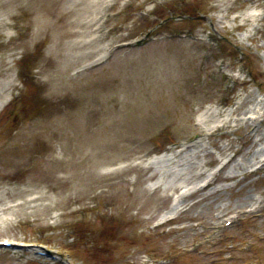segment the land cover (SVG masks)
Wrapping results in <instances>:
<instances>
[{"label": "rangeland", "instance_id": "rangeland-1", "mask_svg": "<svg viewBox=\"0 0 264 264\" xmlns=\"http://www.w3.org/2000/svg\"><path fill=\"white\" fill-rule=\"evenodd\" d=\"M61 1L63 8L67 0ZM45 2L51 6L50 0H0V103L6 102L0 106V206L45 194L35 210L0 212V243H15L0 245V264H264V165L225 179L233 166L220 169L210 144L231 141L232 161L250 158L252 127L231 125L210 140L196 127L205 110L228 111L248 94L253 100L239 116L248 121L264 113V0H231L223 21L219 0L113 1L99 16L100 29L84 34L96 38L94 51L66 73L55 56V22L43 25ZM246 12L263 16L255 41L243 38L249 27H241L240 15ZM119 41L132 46L116 50ZM162 54L164 62L154 59ZM25 66L32 93L19 80ZM200 138L211 155L196 161L207 163L209 176L218 171L217 178L186 205L212 195L161 223L174 198L143 189L153 183L150 171L124 168ZM98 152L126 159L99 166L112 175L78 196L76 180H62L90 173ZM246 197L260 205L245 206Z\"/></svg>", "mask_w": 264, "mask_h": 264}, {"label": "bare ground", "instance_id": "bare-ground-1", "mask_svg": "<svg viewBox=\"0 0 264 264\" xmlns=\"http://www.w3.org/2000/svg\"><path fill=\"white\" fill-rule=\"evenodd\" d=\"M113 1L116 2L117 0H67L64 2L65 6L63 8L61 0H50L51 6L49 2L43 4L41 11L39 10L41 17L45 18L43 25L46 28L51 20H54L55 22V24L51 26L56 32L55 34L52 32L55 38V56L57 57L58 55V57L64 61L63 69L65 73L73 67L77 58L90 57V54L94 50L89 49L96 41V38L93 39L91 37L90 39H84V34L89 30H92V28L94 32L100 29L101 24L99 16L100 14H105L108 8L112 6ZM217 5L219 6V12L221 13L218 16V20L223 21L225 18V12L233 9L232 2L231 0H219ZM36 11H38V9ZM73 16L74 18H71ZM240 17L242 19L241 27H249L248 33L244 35L243 38L255 41V35L260 31L258 23L263 20L262 14L260 12H246L241 14ZM78 33L80 34L79 39L70 40L73 36L76 37ZM64 40L68 41L62 43ZM179 43L180 41L175 42V46L179 45ZM131 44L132 43L125 42L120 43L119 41L115 46V49L126 50L132 46ZM180 45L182 46V44ZM154 46L155 45H152V47ZM80 51L81 53H78ZM185 52H187V50H185ZM154 57V59L161 62H164V60L167 59L163 54ZM3 88L4 85L0 84V96L2 95ZM5 99H7V97ZM252 100V95L248 94L240 97L235 103V106L228 111H223L219 108L207 109L201 114L196 122V127L200 128L197 133L198 136L202 138L205 137L209 140L214 137L217 131L223 128H228L231 125L236 128L243 124H245L246 127H252L248 137L252 140L253 147H251V151L245 153L246 155L248 154L250 158L241 159L240 161H232V157L228 156L229 152L233 150V143L231 141H227V143L221 145L216 144L214 141H210V144L218 150L219 154L217 155L218 157L215 158V161L221 164L220 169L226 168V166H233L232 171L224 177L225 179L236 177L239 170H241L242 174H245V170L253 165H264V148L260 147L263 151L255 149L257 144L264 145V133L259 132V126L261 122L264 121V113H259V119L252 117L255 116V113L250 114L247 118L248 121H245L244 117L239 116V109ZM260 102L264 105V100ZM4 103H6L5 100H2L0 106ZM256 109L257 106L254 105L248 107V111L254 110L255 112ZM155 112L156 111H153L155 116L154 120L156 125H159L162 123L160 115H156ZM222 137L226 138L227 134H223ZM202 138L191 144L175 145L171 153L153 158L146 162L145 165L127 164L124 168V171L134 170L135 172L142 171L143 173L150 171L151 174L148 175V180H153V183L143 189L151 195H154L155 192H159L160 197L174 198V203H172L168 210L161 215V223L170 219L173 215L185 211L186 208H193L195 205L201 203V200L212 195L205 194L200 200H196L194 204L186 205L188 198L193 193L210 187L217 178L218 171L209 176L204 170V166L207 163H198L196 161L200 155H203L204 157L211 155L204 146V141H201ZM114 147H116V144L111 148ZM200 152H203V154H200ZM94 156L95 160L91 162L93 170L90 173L86 171H75L70 173L65 180H62L65 184L70 183L68 179L76 180L78 196L84 195L88 191H92L96 187L101 186L102 182L112 175L111 172L101 173L98 171L99 166H112L118 161L126 159L124 156H108L103 155L101 152L94 154ZM199 181L203 183L199 184ZM58 193L63 194L64 191H59ZM43 197H45V194L41 193L31 198H26L23 202L0 206V212L10 214V216H17L21 212L24 213L27 208H39L37 202ZM153 201L157 202L156 199ZM241 201L245 206L249 205L248 203H252V206H259V202H261L259 198H252L250 201L249 197L243 198ZM211 203L212 202H208L204 205L210 213H212L213 210ZM223 210L225 209L219 210L216 208L218 213H222ZM153 216L154 215L151 214L149 218ZM10 220H12V218ZM4 243L6 242L2 241L0 245H4ZM9 243L11 245L15 244L14 242ZM27 247H30L29 244H27ZM36 252H38V250H36Z\"/></svg>", "mask_w": 264, "mask_h": 264}, {"label": "trees", "instance_id": "trees-1", "mask_svg": "<svg viewBox=\"0 0 264 264\" xmlns=\"http://www.w3.org/2000/svg\"><path fill=\"white\" fill-rule=\"evenodd\" d=\"M27 75H28V71H27V68H26V66L23 68V70L20 72V78H19V80H20V83L22 84V86H24V88H25V93H27V92H31L32 91V87H31V85H30V82L28 81L27 82V79H26V77H27ZM24 93V94H25ZM32 93V92H31ZM16 98V97H15ZM13 102V101H12ZM20 105L22 104V101H21V99L19 100V102H18Z\"/></svg>", "mask_w": 264, "mask_h": 264}]
</instances>
